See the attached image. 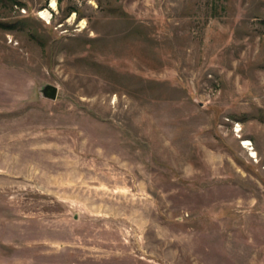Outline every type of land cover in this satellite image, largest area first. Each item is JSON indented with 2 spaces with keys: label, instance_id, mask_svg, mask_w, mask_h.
Listing matches in <instances>:
<instances>
[{
  "label": "rangeland",
  "instance_id": "obj_1",
  "mask_svg": "<svg viewBox=\"0 0 264 264\" xmlns=\"http://www.w3.org/2000/svg\"><path fill=\"white\" fill-rule=\"evenodd\" d=\"M11 1L0 264H264V0Z\"/></svg>",
  "mask_w": 264,
  "mask_h": 264
},
{
  "label": "water",
  "instance_id": "obj_2",
  "mask_svg": "<svg viewBox=\"0 0 264 264\" xmlns=\"http://www.w3.org/2000/svg\"><path fill=\"white\" fill-rule=\"evenodd\" d=\"M40 92L43 97L54 100L57 96L58 89L56 86L46 84L40 89Z\"/></svg>",
  "mask_w": 264,
  "mask_h": 264
},
{
  "label": "bare ground",
  "instance_id": "obj_3",
  "mask_svg": "<svg viewBox=\"0 0 264 264\" xmlns=\"http://www.w3.org/2000/svg\"><path fill=\"white\" fill-rule=\"evenodd\" d=\"M50 7L55 8V2L53 0L51 1ZM39 16L44 18V19H48L49 13L47 12V10H43L39 13Z\"/></svg>",
  "mask_w": 264,
  "mask_h": 264
},
{
  "label": "trees",
  "instance_id": "obj_4",
  "mask_svg": "<svg viewBox=\"0 0 264 264\" xmlns=\"http://www.w3.org/2000/svg\"><path fill=\"white\" fill-rule=\"evenodd\" d=\"M0 1H5V2H6V1H10V0H0ZM11 2H12L13 4H16L14 0L11 1Z\"/></svg>",
  "mask_w": 264,
  "mask_h": 264
}]
</instances>
